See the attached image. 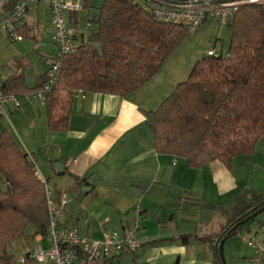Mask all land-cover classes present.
<instances>
[{
  "label": "crops",
  "instance_id": "obj_1",
  "mask_svg": "<svg viewBox=\"0 0 264 264\" xmlns=\"http://www.w3.org/2000/svg\"><path fill=\"white\" fill-rule=\"evenodd\" d=\"M89 2L84 0L83 10ZM48 9L49 0L29 6L19 42H11L0 30L2 83L17 76L27 88L44 82L54 54ZM43 14L49 27L41 25ZM80 25L79 14L74 30L77 38L96 29V24L86 30ZM149 81L127 96L74 92L66 104L68 119L63 130L48 128L45 105L26 100L5 105L0 110V133L10 132L34 160L38 178L52 182L56 200L71 197L59 228H75L81 236L101 239L110 231L134 227L144 240L133 252L100 258L95 264H215L216 240L230 222L222 209L237 200L244 184L264 192V180L247 177L238 182L234 167L228 168L220 160L191 167L182 157L158 153L144 112L155 109L166 93L161 85L156 94L150 93ZM260 152L264 158V136L251 155ZM251 162L252 173L262 168ZM246 227L264 241V210ZM33 230L30 227L26 234L25 245H11L16 264L37 245L49 247L47 237L34 235ZM223 255L226 264H264L234 235L225 239ZM25 264L51 263L28 260Z\"/></svg>",
  "mask_w": 264,
  "mask_h": 264
},
{
  "label": "trees",
  "instance_id": "obj_2",
  "mask_svg": "<svg viewBox=\"0 0 264 264\" xmlns=\"http://www.w3.org/2000/svg\"><path fill=\"white\" fill-rule=\"evenodd\" d=\"M78 18L79 12L69 13L73 30ZM94 23L90 34H74L58 87L45 102L50 130L65 129V108L74 92L127 96L141 88L189 33L184 26L155 20L140 0H103ZM226 25L231 45L225 54L197 62L169 96L144 112L156 151L182 157L191 167L220 160L231 168L235 157L253 154L264 136V3L241 6ZM43 83L27 88L21 76L11 77L2 90L21 95ZM32 160L10 132L0 133V264H16L11 245H25L30 227L34 235H47L45 190ZM263 205L264 192L244 184L237 200L222 209L230 221L226 231L235 236L250 230L246 226Z\"/></svg>",
  "mask_w": 264,
  "mask_h": 264
},
{
  "label": "built area",
  "instance_id": "obj_3",
  "mask_svg": "<svg viewBox=\"0 0 264 264\" xmlns=\"http://www.w3.org/2000/svg\"><path fill=\"white\" fill-rule=\"evenodd\" d=\"M38 0H0V30H4L11 42L23 39L22 29L25 14L31 4ZM14 2L13 6L11 4ZM84 0H49V22L52 27L54 46L53 60L47 73L46 81L35 90L23 94L5 93L0 77V110L5 105H18L26 100L45 105L46 100L57 89L60 69L65 57L73 50L74 30L69 27L67 15L81 12ZM264 0H140V7L161 23H171L187 28L189 33L197 32L208 20L226 25L228 20L247 4H261ZM9 10L5 11L6 8ZM214 58L220 53L208 51ZM35 167V162L32 160ZM36 168V167H35ZM43 183L48 212L47 249L37 245L20 262L29 259L33 263L51 264H95L100 258L122 252H133L144 240L139 238L134 227H125L122 231H110L101 239L81 236L75 228H59L61 216L65 212L71 197L68 195L55 199L51 183L40 178ZM235 236L244 240L254 254L264 260V241L250 230H238Z\"/></svg>",
  "mask_w": 264,
  "mask_h": 264
},
{
  "label": "rangeland",
  "instance_id": "obj_4",
  "mask_svg": "<svg viewBox=\"0 0 264 264\" xmlns=\"http://www.w3.org/2000/svg\"><path fill=\"white\" fill-rule=\"evenodd\" d=\"M102 3L103 0H90L88 8L79 12L81 30H86L88 28L92 29L94 27L95 23L93 21L96 19L98 8L102 5ZM41 22L42 26L47 24V20L44 14L42 15ZM47 26L48 25H45V27ZM6 42H10L7 37ZM230 45L231 31L229 26L220 25L218 23H215L214 25L213 23H210V21H207L199 31L195 33H188L182 39V41H180V43L172 50V52L169 54L168 58L166 59L160 70L157 72V74L150 79L149 82L151 85H149L148 88L150 89V91H153L150 93L156 94L158 92V88L156 89V87H159L160 85L163 86L161 87V89L165 91L164 93L166 94L165 96H161L159 98V101L161 102L164 97H167L172 93L175 88V85L177 84V81H184L188 77L193 66L202 59L207 58L208 50L211 49L217 53L225 54V52L229 49ZM172 84L174 86H172ZM250 161H252L251 164H256L262 168L256 169V171L252 173L250 171L251 168H249ZM241 162H243V167L240 164ZM247 165L248 167H246ZM232 166L234 167V174L238 176V182L239 179H247V177H250L252 180H255L256 178L264 180V158L261 152L259 155H256V157H252V155H249L247 157L242 155L237 156L232 161ZM49 182L52 183L51 181ZM0 186H3V182L1 180ZM259 217L262 218V215H259ZM16 243L17 242H13L12 247ZM18 264H20V262H18Z\"/></svg>",
  "mask_w": 264,
  "mask_h": 264
},
{
  "label": "water",
  "instance_id": "obj_5",
  "mask_svg": "<svg viewBox=\"0 0 264 264\" xmlns=\"http://www.w3.org/2000/svg\"><path fill=\"white\" fill-rule=\"evenodd\" d=\"M262 205V204H261ZM264 210V205L261 206V208H259L257 211L254 212L253 215H257L258 213H260L261 211ZM248 219L243 221V224H245L247 222ZM229 232H227L226 230L223 232V234L221 236L218 237V239L216 240V247H217V258L220 264H226L225 263V259H224V255H223V244L225 242V239L229 236Z\"/></svg>",
  "mask_w": 264,
  "mask_h": 264
}]
</instances>
